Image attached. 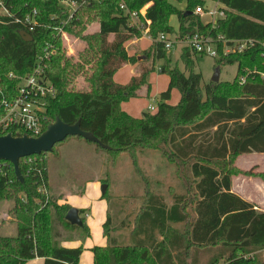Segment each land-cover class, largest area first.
<instances>
[{
    "label": "trees",
    "instance_id": "1",
    "mask_svg": "<svg viewBox=\"0 0 264 264\" xmlns=\"http://www.w3.org/2000/svg\"><path fill=\"white\" fill-rule=\"evenodd\" d=\"M208 2L222 5L220 10L225 14L215 26L204 24L195 14L198 7L208 11ZM3 3L10 16L0 15L1 89L16 88L17 80L9 76L29 74L46 45L51 44L56 52L47 75L57 93L47 105L46 127L58 118L68 125L80 123L84 132L100 142L95 144L96 150L108 157L156 144V149L165 150L169 161L185 170L188 193L174 195L170 203L163 195H149L134 222L124 225L129 234L110 238L111 221H107L104 228L109 245L92 249L95 264H200L201 257H206L209 264H264V212L232 192L234 176L264 183L263 172H243L234 167L240 156L264 155V79L259 76L264 73V0ZM176 3H186V9L180 10ZM67 4L76 5L73 14ZM122 4L126 9H121ZM147 6L144 27L132 26L129 12L140 13ZM34 11L37 24L33 29L17 21H24ZM172 16L180 20L181 37L200 34L218 42L216 66L237 65L233 82L205 83L202 74L194 71V61L201 55L189 48L181 56L185 71L171 66L158 38L174 32ZM146 20L151 22L147 35L153 45L141 53L140 74L128 85L117 84L116 72L125 64L138 62L125 45L143 36ZM95 23L99 30L87 33L88 26ZM60 29L67 37L83 41L77 60L67 55ZM22 32L32 40L25 41ZM241 40L258 44L245 53L223 55L225 42L232 46ZM161 60L165 61L161 72L170 78L169 88L160 95L155 114L135 118L122 109V104L141 97L143 88L147 90L144 96L149 97L148 77ZM242 75L244 84L239 82ZM80 81L84 88H78ZM174 89L181 95L177 105L168 103ZM48 154L20 161L22 181L17 179L12 164L0 162V202L10 203L9 223L16 226L15 236L0 235V264H27L37 258L44 264H80L83 248L62 247L57 225L78 238L90 236V230L84 219L80 226L69 223L66 216L72 208L59 203L64 195L51 193ZM51 154L60 158L57 147ZM83 213L79 211V215ZM182 226L183 234L177 231ZM173 228L175 232H171Z\"/></svg>",
    "mask_w": 264,
    "mask_h": 264
},
{
    "label": "rangeland",
    "instance_id": "2",
    "mask_svg": "<svg viewBox=\"0 0 264 264\" xmlns=\"http://www.w3.org/2000/svg\"><path fill=\"white\" fill-rule=\"evenodd\" d=\"M216 10L217 9L214 8L208 9V11L205 10L206 13H211L212 16L205 15L203 17L207 21L212 19V22L210 23L214 26L217 25V21L219 20L213 15V12ZM96 24L98 23L88 26L87 33H94L96 29H98ZM64 43L66 44L65 50L67 55L74 61L77 60V52L82 49L83 41L75 37L73 40V38L68 35V41L65 40ZM151 44L152 43L147 38H144L141 41L142 50H148L151 47ZM180 49H182V47ZM172 54L175 55V52H172ZM223 55H229V48L226 45L223 48ZM164 64V61H157L156 66L162 68ZM171 66H173L172 63ZM178 67L182 71L185 69L182 62L179 63ZM237 69V65H228L220 68L216 66L215 59L210 56H198L194 61V71L202 74L205 83H215L213 82V79L217 74H219V82L231 83L237 76ZM260 73L259 76L262 78L263 72ZM152 74V80H154V82H152V97L144 96L143 98L131 102V104L135 105L136 110H141L142 105L145 106L142 110V114H155L157 112L156 109H158V99L160 94L161 92H165L168 87L164 74L160 72L157 67ZM243 79L246 81L245 75H242L239 78L241 84ZM84 86L85 84L80 81L78 88H84ZM164 87L165 89H162ZM146 91L145 88L144 92ZM178 92L177 89H174L171 95L174 94L175 97V93L179 95ZM178 102L179 101L174 103V105L178 104ZM150 106H154L156 111L149 112L148 108ZM56 147L61 153V159H55L51 153L47 156L52 181L51 188L59 191L62 195H78L77 192L85 193V185L89 182L99 180L103 182L105 180L107 183L101 186V192L102 187L107 185L108 196L104 199L101 198V200L108 203L111 210L114 209L113 212L117 213V217L113 223L114 225L111 223L110 226V236L114 237L116 234L125 235L130 233L129 229L124 225L134 222L135 215L140 211L144 200L149 195H163L170 203L174 195L185 196V193H188V188L185 185V174L183 173L185 170H183L182 165H178L180 166L178 168L175 164L169 161V158L165 156V150L156 149V144L153 148L135 149L131 152H125L115 157H108L105 152L97 151L94 143L78 139L77 137H69L67 141L58 144ZM237 163L240 165V169L238 168ZM259 165L262 166V170ZM234 167L240 171L245 170L243 172L253 170L254 173H262V171H264V155L251 154L238 157L235 159ZM239 181H241V175L240 177H235L236 187H238ZM245 183L246 182L244 181V185L246 186ZM185 188L187 192L185 191ZM253 192H258V190ZM8 206H10L9 202H0V213L5 210L8 212ZM189 213H192L191 209L189 210ZM88 215L90 216L89 213ZM0 221L4 223L0 224L1 227L5 228L6 225L5 229L0 228L1 236L16 235L15 224L9 223L8 219L6 222L2 220ZM7 228H10V231H8ZM177 229L178 233H185V226L177 227ZM57 231L58 233H61L60 245L62 247L64 236L68 239L77 237L76 233L66 231L62 226L57 225ZM171 232H175V228L171 229ZM90 236L77 238V240L82 243L79 247H82L83 251L85 250L83 244H85L84 242ZM107 245H109V241ZM201 259L200 264H209L206 257H201ZM220 264L224 263L221 262Z\"/></svg>",
    "mask_w": 264,
    "mask_h": 264
},
{
    "label": "built area",
    "instance_id": "3",
    "mask_svg": "<svg viewBox=\"0 0 264 264\" xmlns=\"http://www.w3.org/2000/svg\"><path fill=\"white\" fill-rule=\"evenodd\" d=\"M67 5L71 8L70 11L73 14L76 5ZM121 9H126L125 5L122 4ZM142 10L140 13L129 12L132 26L138 28L144 27L142 18H145L146 14ZM195 14L199 18H203L207 14L212 16L211 13H206L201 7L196 8ZM0 15L10 16L9 11L4 6L3 0H0ZM35 15L36 11L24 21H17L33 29L37 24ZM213 15L218 19L225 17L224 12L220 9L213 12ZM150 24L151 22L146 20L144 32L148 31ZM60 33L63 41H68L67 34L63 32V29H60ZM170 35L162 33L158 38V41L164 44L167 51L173 49L176 43L181 42L185 43L192 52L198 55L210 56L214 59H218L220 56L218 42H215L210 37L194 34L184 37L179 35L172 38ZM218 40L222 41L223 39L219 38ZM224 44L229 48V53H245L254 48L258 43L255 40H241L235 41L232 46H228L227 42ZM262 46L264 47V43ZM55 52V47L47 44L42 54L36 59L35 65L29 74L22 77L14 74L9 76L10 79L17 80L16 88L7 90L0 88V137L6 135H12L13 137L28 135L31 138H38L46 131L47 105L49 100L54 98L57 93L55 86L47 75L50 60ZM262 79H264V73L262 74ZM245 82V79H243L242 84ZM148 110L152 112L155 108L154 106H150Z\"/></svg>",
    "mask_w": 264,
    "mask_h": 264
},
{
    "label": "crops",
    "instance_id": "4",
    "mask_svg": "<svg viewBox=\"0 0 264 264\" xmlns=\"http://www.w3.org/2000/svg\"><path fill=\"white\" fill-rule=\"evenodd\" d=\"M176 6L180 10H183V11L186 9V3H181V4L176 3ZM206 6H207V9H211V8L221 9V7H222V5H220L218 3H214V2H208ZM147 8H148V6L142 10V12L144 14H146ZM206 16H209V14H207ZM200 19L202 20V22L204 24H208V23L212 22V19L209 21H207L205 18H200ZM96 26H98V29H96L95 32H97L99 30V24H96ZM170 26L174 29V32L170 36L172 38L179 36L181 23H180L178 16H172L170 18ZM144 38H147L152 43L151 46L153 45V40L151 39L150 36L147 35V32H144V34L141 38L132 39L125 45L128 54L130 56H137L138 62L134 65L125 64L116 72V74L114 75V81L117 84H120L123 86L128 85L130 83V81L132 80V78H134L140 74V69H141V64H142L141 52L147 51V50H142V48H141V41ZM181 47H182V49H180ZM185 48H188V46L185 43L180 42V43H176L173 49L167 51L169 54V59L171 60V63L173 65L172 67H174L175 65L179 66V63L182 62L181 56H182ZM172 52H175V55H173ZM161 61H164V60H161ZM182 64H183V62H182ZM156 67L158 68V70L160 72L162 71V68L160 66H156ZM183 71H185V69ZM152 75L153 74L151 73L148 77V81L151 85V91H150L149 96H151V97H152V91H153L152 82H154V80H152ZM164 78L167 80V85H168L167 89H168L169 84H170V78L165 74H164ZM144 89L145 88H143L141 90L140 94H142V96L139 98H143L144 95L146 94V92H144ZM162 89H165V87ZM162 93L163 92H161V94ZM178 94L179 95H177L175 93V97H174V94L171 95V100L168 103L171 105H174V103H176L177 101L180 102L181 95L179 92H178ZM139 98H134V99L129 100L128 102H124L122 104V109L128 114H130V115L132 114L131 116H133L135 118H141L144 115H146L145 113L142 114V110L145 108L144 105H142L141 110H139V109L136 110L135 105L131 104L132 101L137 100ZM175 105H177V104H175ZM156 110H158V109H156ZM140 111H141V113H140ZM243 156H246V155H243ZM240 157H242V156H240ZM60 159H61V153H60V158L58 160H60ZM237 166L239 169L241 168L238 163H237ZM259 166L262 170V166L261 165H259ZM243 171H245V170H243ZM247 171H249V170H247ZM262 172H264V171H262ZM50 177H51V175H50ZM235 177L236 176H234L232 178V192L235 193L236 195L240 196L244 200L253 204L258 210L264 212V183L259 179L250 178V177H246V176L241 175V181H239L238 187H236ZM239 177H240V175H239ZM50 180H51V178H50ZM104 181L101 182L99 180V181L89 182L87 185H85V193L84 192H77L78 195H75V194L64 195L63 199L59 202L60 204H67L71 208L77 209L78 211H84L83 214H80V217L82 220L84 219L86 225L88 226V228L90 230L91 236L84 242L85 244H83L84 245L83 247L85 250L83 251V253L80 257V264H95L94 253L92 252L91 249H93L94 247H106V246H108L107 245L108 244V237L104 234L105 233L104 225L107 223V221L109 219H110L112 225H114L113 223L117 217V213L113 212L114 209L111 210V207H109V204L106 203L105 201L101 200V198H103V199L105 198L104 197L105 194H103L101 192V186L104 184ZM244 181L246 182L245 183L246 186L247 185H249V186L246 187L244 185ZM256 190H258V192H253ZM51 193L53 195H62L59 193V191H56L53 189H51ZM79 195H82V196H79ZM88 213L90 214V216L88 215ZM6 218L8 220L10 219L7 210L2 211V213H0V220L6 222L7 221ZM5 228H6V225H5ZM8 231H10V228L8 229ZM116 235L118 236V234H116ZM116 235L114 237L109 235V237L115 238V237H117ZM77 238H78V235L75 238H69V239L64 236L63 244H62L63 247H65V248H78L79 246L82 245V243L80 241H78ZM27 264H44V260L37 258L35 260L29 261Z\"/></svg>",
    "mask_w": 264,
    "mask_h": 264
},
{
    "label": "water",
    "instance_id": "5",
    "mask_svg": "<svg viewBox=\"0 0 264 264\" xmlns=\"http://www.w3.org/2000/svg\"><path fill=\"white\" fill-rule=\"evenodd\" d=\"M21 36L25 41L32 40L27 32H22ZM213 82H219V74L215 76ZM69 137H79L87 142L100 144L91 133L84 132L81 129L80 123L68 125L58 118L38 138H31L28 135L22 137H13L12 135L0 137V162L4 161L12 164L17 179L22 181L20 169V161L22 159L40 156L43 153H52L58 144L66 141ZM107 190V185H104L102 193L106 194ZM66 220L75 226L82 225V220L77 209L72 208L67 214Z\"/></svg>",
    "mask_w": 264,
    "mask_h": 264
}]
</instances>
